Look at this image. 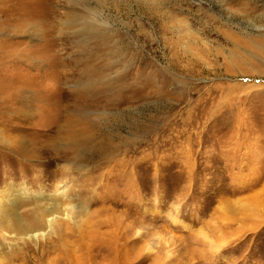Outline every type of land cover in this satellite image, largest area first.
Returning <instances> with one entry per match:
<instances>
[{
	"label": "rangeland",
	"instance_id": "374dc122",
	"mask_svg": "<svg viewBox=\"0 0 264 264\" xmlns=\"http://www.w3.org/2000/svg\"><path fill=\"white\" fill-rule=\"evenodd\" d=\"M0 209V264H264V0H0Z\"/></svg>",
	"mask_w": 264,
	"mask_h": 264
},
{
	"label": "bare ground",
	"instance_id": "6f19581e",
	"mask_svg": "<svg viewBox=\"0 0 264 264\" xmlns=\"http://www.w3.org/2000/svg\"><path fill=\"white\" fill-rule=\"evenodd\" d=\"M32 210L33 209L29 208V211L27 213H25L22 217H20L16 222H12V223L15 224L14 226L18 228L17 230H21L27 233L29 232V234H31L30 236H36V234L33 233L34 231L46 230L49 227L50 219H48V217L49 215H51V212L53 211L49 208H43L41 214L38 215L36 214L37 212L36 213L32 212ZM6 216L7 217L4 218L5 220L8 219L7 214Z\"/></svg>",
	"mask_w": 264,
	"mask_h": 264
}]
</instances>
